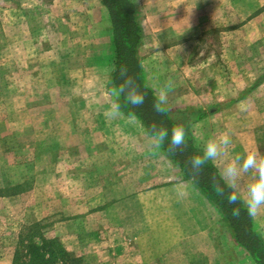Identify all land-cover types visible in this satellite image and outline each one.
Returning a JSON list of instances; mask_svg holds the SVG:
<instances>
[{
    "label": "crops",
    "instance_id": "1",
    "mask_svg": "<svg viewBox=\"0 0 264 264\" xmlns=\"http://www.w3.org/2000/svg\"><path fill=\"white\" fill-rule=\"evenodd\" d=\"M149 19L150 25L138 9L142 38L137 54L143 81L155 96L165 88L167 109L193 108L205 113L190 125L194 145L202 151L209 138L227 132L233 141L230 153L259 150L254 141L243 139L247 124L238 122L235 93L222 90L221 61L215 55L193 58L198 47L221 50L215 27L211 45L197 21L191 25L185 14L174 19L173 13L155 12ZM0 35L4 47H53L59 60L63 55L76 59L82 51V65L76 66L78 91L54 96L70 99L63 110L68 122L60 124V129L71 139L84 136L86 149L101 150L100 201L89 199L80 207L74 201L69 210L100 211L104 243L149 245L144 256L149 264H256L235 242L219 210L161 147L156 153L149 151L150 134L141 122L122 111L117 118L106 119L113 41L109 15L100 0H0ZM72 63L77 61L73 58ZM261 144L259 152L264 154V123ZM91 158L86 163L92 164ZM222 163H212L218 174ZM90 170L86 179L95 175ZM58 179L65 180V176ZM77 180L71 172L69 196L78 194ZM250 180V175L243 177L241 193ZM92 186L87 185L86 195L93 194ZM250 219L252 230L264 243V208ZM136 256L140 259L141 254ZM136 260L133 264H138Z\"/></svg>",
    "mask_w": 264,
    "mask_h": 264
},
{
    "label": "rangeland",
    "instance_id": "2",
    "mask_svg": "<svg viewBox=\"0 0 264 264\" xmlns=\"http://www.w3.org/2000/svg\"><path fill=\"white\" fill-rule=\"evenodd\" d=\"M136 2L149 25L151 13L163 11L173 13L174 19L185 14L191 25L196 20L211 45L215 27L221 50L198 47L193 58L215 55L221 61L222 90L235 93L238 122L247 124L243 139L262 149L264 0ZM3 38L0 35V264L12 263L21 238L27 243L38 242L39 237L55 241V247L74 258L55 264H133L136 257L138 264H149L144 258L149 245L103 242L100 211L69 210L74 201L80 207L101 198V150L86 149L84 136L76 141L60 129L68 122L63 110L70 99L54 96L78 91L76 66L82 51L73 57L77 63L70 65L73 58L63 55L59 60L53 47H4ZM90 158L93 163H86ZM91 167L95 175L86 179ZM71 172L78 178L76 196H69ZM61 174L65 180L58 179ZM87 185H93L89 190L93 194L86 195Z\"/></svg>",
    "mask_w": 264,
    "mask_h": 264
},
{
    "label": "trees",
    "instance_id": "3",
    "mask_svg": "<svg viewBox=\"0 0 264 264\" xmlns=\"http://www.w3.org/2000/svg\"><path fill=\"white\" fill-rule=\"evenodd\" d=\"M100 2L109 15L113 41V65L108 77V86L113 88L119 83V70L125 67L145 93L143 105L136 108L122 105L121 111L141 122L148 134L153 124L168 129L169 133L176 124H182L185 127L186 143L182 150L169 152L165 145L161 146V150L173 164L179 167L183 176L191 180L195 187L219 210L228 223L235 242L250 253L256 264H264V243L252 230L250 216L243 208L239 215H232L231 209L236 205L228 204L217 193L216 183L219 175L215 166L211 162L206 163L198 177L195 178L190 171V158L201 152L193 143L190 125L203 118L205 113L193 108L175 110L165 108L164 111H157L154 108L153 103L156 96L143 81L141 63L137 54L142 32L135 2L133 0H100ZM54 244H56L55 241L44 237H39L38 242L30 240L27 243L21 238L14 251L11 264H55L63 259L74 261V258L68 257L60 247H55Z\"/></svg>",
    "mask_w": 264,
    "mask_h": 264
},
{
    "label": "clouds",
    "instance_id": "4",
    "mask_svg": "<svg viewBox=\"0 0 264 264\" xmlns=\"http://www.w3.org/2000/svg\"><path fill=\"white\" fill-rule=\"evenodd\" d=\"M119 76V83L108 90L111 100L104 110L106 119L117 118L121 114L122 105L136 108L143 105L145 101V93L136 83L135 78L128 73L127 68L121 67ZM166 104V90L161 88L154 99L153 106L157 111H164ZM150 127L149 151L151 153H156L162 145H165L169 152L182 150L186 143V129L182 124H176L171 128L170 133L162 126L157 127L153 124ZM232 144V138L227 132H220L219 135L209 138L204 143L202 151L190 158V171L195 178L206 163L223 162L216 183L217 193L228 204L236 205L231 209L232 215H239L243 208L249 216H255L261 208H264V154L258 149L230 153ZM245 175H250L251 180L241 193V181Z\"/></svg>",
    "mask_w": 264,
    "mask_h": 264
}]
</instances>
